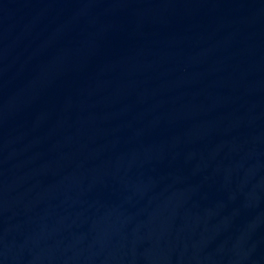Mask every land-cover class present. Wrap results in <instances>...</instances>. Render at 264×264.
<instances>
[{"label":"water","instance_id":"obj_1","mask_svg":"<svg viewBox=\"0 0 264 264\" xmlns=\"http://www.w3.org/2000/svg\"><path fill=\"white\" fill-rule=\"evenodd\" d=\"M0 264H264V0H0Z\"/></svg>","mask_w":264,"mask_h":264}]
</instances>
